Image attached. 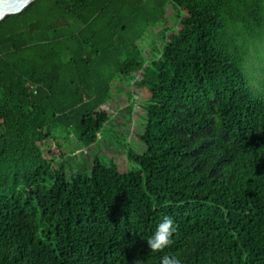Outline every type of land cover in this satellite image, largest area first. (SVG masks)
<instances>
[{"label": "trees", "instance_id": "obj_1", "mask_svg": "<svg viewBox=\"0 0 264 264\" xmlns=\"http://www.w3.org/2000/svg\"><path fill=\"white\" fill-rule=\"evenodd\" d=\"M263 43L264 0H34L0 20V264H264V77L246 69ZM125 77L136 167L68 175L59 140L94 144Z\"/></svg>", "mask_w": 264, "mask_h": 264}, {"label": "rangeland", "instance_id": "obj_2", "mask_svg": "<svg viewBox=\"0 0 264 264\" xmlns=\"http://www.w3.org/2000/svg\"><path fill=\"white\" fill-rule=\"evenodd\" d=\"M165 9L169 18V26H173L178 19L179 11L171 3H168ZM162 30V27L156 26L147 31L148 48L161 47ZM254 53H256V57L253 55ZM261 65L264 67V43L259 51L257 49L253 51V46H251L248 67H246L247 72L250 71L253 75L251 78H253L252 83L255 87L258 86V80L264 77V71L259 67ZM132 84L133 80L127 77L114 83L113 92L104 105L111 112V118L103 126L94 144L80 143L74 137L68 139L63 137V141L59 140L63 156L56 159L55 166L57 163L63 162L68 175L86 173L90 171L91 162L98 155L106 164L114 161L116 167L122 172L136 167V164L128 159L127 150L131 147L137 152L142 151L143 145L138 136L142 119L138 112L143 111L139 106L142 96L141 89L133 87Z\"/></svg>", "mask_w": 264, "mask_h": 264}, {"label": "clouds", "instance_id": "obj_3", "mask_svg": "<svg viewBox=\"0 0 264 264\" xmlns=\"http://www.w3.org/2000/svg\"><path fill=\"white\" fill-rule=\"evenodd\" d=\"M175 232L173 220L165 217L156 227L153 235L147 240L148 248L151 252H162L172 244V236ZM134 264H143L140 258L134 261ZM160 264H181L180 259L175 255H164Z\"/></svg>", "mask_w": 264, "mask_h": 264}, {"label": "water", "instance_id": "obj_4", "mask_svg": "<svg viewBox=\"0 0 264 264\" xmlns=\"http://www.w3.org/2000/svg\"><path fill=\"white\" fill-rule=\"evenodd\" d=\"M34 0H0V20L10 14L19 13Z\"/></svg>", "mask_w": 264, "mask_h": 264}]
</instances>
